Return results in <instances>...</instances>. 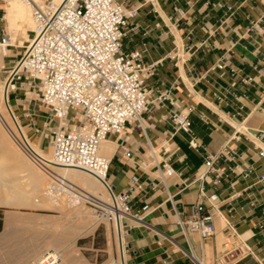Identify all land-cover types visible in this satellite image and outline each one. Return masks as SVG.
Listing matches in <instances>:
<instances>
[{"label": "crops", "instance_id": "0c3cea01", "mask_svg": "<svg viewBox=\"0 0 264 264\" xmlns=\"http://www.w3.org/2000/svg\"><path fill=\"white\" fill-rule=\"evenodd\" d=\"M5 1L0 0V39L7 27ZM115 1L134 11L122 50H141L147 97L139 121L105 137L115 144L108 157V182L115 192L132 189L129 204L137 213L136 219L124 221L127 264H194L190 254L200 264H264V180L259 179L264 173V155L259 154L264 151V18L249 29L264 15V0ZM29 39V34L15 39L10 49H18L4 57L3 68L16 62ZM171 111L189 117L200 149L189 144L186 133L174 131ZM26 116L34 127L43 122L39 114ZM71 116L76 118V112ZM223 147L229 154L214 164L219 181L212 184L213 174L199 179L204 156ZM166 163L174 173L163 174ZM247 168L253 173L244 176ZM201 193L215 226L205 239L184 234L177 223L190 216ZM0 239V257L11 256L9 264H27L47 245V240L19 236L14 226ZM71 254L68 264L108 260L107 255L79 262Z\"/></svg>", "mask_w": 264, "mask_h": 264}, {"label": "built area", "instance_id": "2783aa9c", "mask_svg": "<svg viewBox=\"0 0 264 264\" xmlns=\"http://www.w3.org/2000/svg\"><path fill=\"white\" fill-rule=\"evenodd\" d=\"M30 5L34 28L23 54L16 60L7 77L10 82H40L41 103L51 109L57 124L51 131V161L43 165L52 182L59 187L58 193L76 195L75 185L54 172V166L85 169L103 181L112 196V204L102 209L103 214L121 219H136L129 204V188L115 192L108 182L109 159L99 155L98 147L110 132H120L132 121H139L147 110L142 71L145 66L141 50L125 53L122 38L133 10H126L115 0H22ZM231 11V6L226 5ZM230 14V13H229ZM264 15L251 22L249 29L256 28ZM8 38L3 33L2 45ZM203 43V42H202ZM219 64L218 67H222ZM3 67L0 68V79ZM152 70V68L150 69ZM166 96L162 95L161 99ZM76 112V118L71 111ZM174 131H182L189 137V144L196 150L201 144L191 130L186 114L171 111L168 116ZM71 119L70 123L67 120ZM75 119V120H74ZM264 137V134H260ZM229 154L225 147L204 156V168L198 174L202 179L213 174L212 184L219 181L214 164L223 155ZM260 155L264 151L260 150ZM163 174L170 175L174 169L163 165ZM253 173L247 168L244 176ZM264 180V173L259 175ZM199 197L191 206L190 216L179 218L184 234H196L200 239L215 232L213 215ZM215 194L209 196L210 200ZM89 202V201H87ZM122 227L125 223L121 222ZM194 264L198 259L190 254Z\"/></svg>", "mask_w": 264, "mask_h": 264}, {"label": "rangeland", "instance_id": "374dc122", "mask_svg": "<svg viewBox=\"0 0 264 264\" xmlns=\"http://www.w3.org/2000/svg\"><path fill=\"white\" fill-rule=\"evenodd\" d=\"M7 1L9 0H6L5 2L7 3ZM28 11H29L28 12L29 18L31 19L30 10ZM7 26L8 27H6V32L14 36V39H13L14 42H15V39L17 40V38L20 35L23 38H26L28 34L30 35L31 33V31H28L29 33L27 32V36L24 37L21 33L22 31L20 28L17 29L15 25L10 26L8 24V21H7ZM12 48H13V53L10 51V53L8 54V57L10 56L12 57L14 53L16 52L15 49H18L16 47H12ZM24 49L25 47L23 48V50ZM22 54L23 52L20 54V56ZM13 66L14 64H8L7 62L5 63V67L2 69L1 80H4L6 78V76L12 70ZM40 99H41V85H40V82L38 81L36 82L21 81V82H15V83L12 82L11 87L9 84L7 102L9 103L10 108L15 118L17 119L18 123L21 125L22 130L25 132L26 136L32 141L33 145L38 146L44 153L50 154L51 147H50L49 142L51 138V131L53 130L55 123L53 122V119L51 117V109L48 108L47 106H44L41 103ZM26 113L39 114L40 116L38 118L42 120L45 124H43L42 122L40 123L41 125H37L35 127L32 125H29ZM35 116L34 118H37V116L36 117ZM12 137L14 138L12 133L8 131V128L0 119V148H2L3 150L2 152L0 149V154L1 155L3 154L2 159H4V157L9 158L10 155L12 154L15 156V159L19 158L18 155L14 154L12 148L8 146V143H9V145H12L14 149L17 148L18 152L21 154L20 156L25 157V159H27L29 163L34 165V163H32L29 160V158L23 152H21V150L17 147L15 142L12 140ZM8 163L12 165L11 161ZM10 165L8 167L12 168V166ZM35 167H37V169L42 174V176H45V179L47 182L51 181V178L49 179V175L46 172H43V170L40 169L37 165H35ZM13 172L7 175V176H11V178H9L8 181L17 185L21 189V191H23L24 189L25 190L30 189L31 185H29V179L27 178L25 172H22V171L21 172L17 171L16 173H13ZM54 172H57L56 169ZM78 184L80 185V183ZM76 189L78 190V193H81L84 190L83 187L81 186L79 187L78 185L75 186V190ZM74 193L76 195L78 194L77 191H75ZM59 194H60L58 195L60 196L58 197V199L60 200V201L58 200L59 202L50 193L48 195L49 196L51 195L50 197L53 200L55 199L53 202H50L49 200L46 201L47 199L45 200L46 202H42V203H40L42 200L40 202H34L32 198L31 197L28 198V196H24V197L22 196L21 199H14V197H11V196L8 197L7 203L0 204V224L3 223L6 214H11L12 215L11 216L12 226L15 227V231L18 233L19 236H28L30 238L48 240L53 235L54 229H55L53 228L52 223L56 221L60 222V224L62 225L61 228L60 227L57 228L58 231L56 230L60 234H61V231L74 232V229H73L74 224L87 221L88 227L93 225L95 228L96 226H98L97 232L96 233H94V231L87 232L86 228L88 227H83L82 229L76 230L77 234L74 233L75 234L74 237H72V239L67 240V241L72 242L71 246L68 243H66V245H62L61 248L62 247L65 248V246H67V249L65 248L67 251H65L63 248L62 249L65 252H68L67 254H69L70 252L74 255L76 254L77 258L79 259V262H80V259L84 260L85 257L89 259H93V261L95 260L101 261V259H105V257H107L108 255V260H106L107 264H120L121 256H119L120 255L119 241H118V236H116L117 233H115L116 229L114 225V217H111V218L106 217L103 214L102 209L96 208V206L94 205L95 203L92 204L93 202L91 203V202L84 201L81 204V200H80V203H78L79 205L78 204L74 205L73 209L81 207L80 209H82L83 214H77V215L72 216L70 219H66L65 214L68 213L67 212L68 208L66 207V204H68L67 206H70L71 204H73V202L70 201V196L68 197V194H65V193H59ZM62 197L65 198L64 199L65 202ZM111 200H112V196H111V199L109 200V205L112 204ZM120 220L121 222L125 221L124 218ZM89 222L92 224H90ZM94 223L96 224L94 225ZM69 225H71V227H69ZM121 234L123 236V242H124L123 245H124V251H125V248H126L125 240H124L125 231H124V228L122 227V224H121ZM92 237L94 238L93 240L91 239ZM76 238H77V244L75 243ZM117 242H118V245H117ZM70 247H71V251L69 252ZM46 248L50 249L51 246H48ZM102 249H104V251ZM11 258L12 257L8 255L1 256V260L8 261V262L11 260ZM123 258L126 262V254Z\"/></svg>", "mask_w": 264, "mask_h": 264}, {"label": "bare ground", "instance_id": "6f19581e", "mask_svg": "<svg viewBox=\"0 0 264 264\" xmlns=\"http://www.w3.org/2000/svg\"><path fill=\"white\" fill-rule=\"evenodd\" d=\"M35 1L40 2L42 0H35ZM53 1L59 2L60 0H53ZM28 10H30V14H31L30 5L27 4L26 2L22 1V0H9V1H7L6 6H5L4 18L8 21V24L10 26L15 25L17 27V29L20 28L22 31L21 33L24 37L27 36L28 31H31L34 28V22H33L32 18L31 19L29 18V15H28L29 11ZM14 29H15V27H14ZM13 39H14V36L9 33L8 38L6 39L5 43L0 45V68L4 64V57H6L11 51L10 47L15 45ZM9 84L11 87L10 77L6 76V78L4 80L0 79V119L8 128V131H10L12 133V135L14 136V138L12 137V140L15 142L17 147L21 150V152H23L29 158V160L32 163H34V165L29 163V161L27 159H25V157L20 156L21 154L18 152L17 148L14 149L12 147V145H9V143H8V146L10 148H12L14 154L18 155L19 158L15 159V156L12 154V155H10L9 158L4 157V159H2L3 154L2 155L0 154V204L7 203V198L10 196L14 197V199H21L22 196L23 197L28 196V198L31 197L34 202H40L42 200L40 203L46 202L48 200L50 202H53L55 199L53 200L50 197L51 195L50 196L48 195L49 193L52 194V196H54L58 201L59 200L58 197H60V196H58V195H60L58 193L59 187L56 185V183L54 181L52 182V180L47 182L45 179V176H42V174L39 172L37 167H35V165H37L40 169L43 170V168H42L43 165L50 164L51 153L50 154L44 153L38 146L33 145L32 141L26 136L25 132L22 130L21 125L18 123L17 119L15 118V116H14V114L10 108L9 103L7 102ZM4 128H5V126H4ZM4 139H5V137H4ZM112 146L114 147L115 144L112 145V142H109L108 140L103 139L100 142L99 147H98L99 155L108 158L112 154L111 153V151H113ZM0 149L3 152L2 148H0ZM8 155H7V157H8ZM10 161L12 162L11 163L12 165H10V163H8ZM9 165L12 166V168L8 167ZM53 168H54V171L56 169L57 173L59 175H61L60 176L61 178L67 179L70 183L74 184L75 186L78 185L79 187L81 186L84 188L83 192H81L82 194L78 193V190L76 189L75 191H77L78 194L74 195V196L73 195L70 196V201H72L73 204H71L70 206H67L68 204H66L67 203V201H66L65 204H66V207L68 208V210H67L68 213L65 214L66 219H70L72 216L77 215V214H83L82 209H80L81 208L80 206H81L82 202H84V201L93 202L97 205L103 206L106 209H108L109 200L111 199V192L109 191L107 185L103 181L98 179L96 176H94L91 172H89L85 169H81V168L67 167V166H60V165L54 166ZM13 171H15V172H13ZM17 171L25 172L27 178L29 179V185H31L30 189H28V190L22 189L23 191H21V189L17 185L8 181V179L11 178V176H7V175H9L11 172L16 173ZM49 179H50V176H49ZM78 183H80V185ZM79 191H81V190H79ZM68 197H69V195H68ZM64 199L65 198H63V200ZM80 200H81V204H80V206H78L80 208H74L73 209L74 205L80 203ZM111 201H110V203H111ZM64 202H65V200H64ZM11 216H12L11 214L5 215V218L3 221L4 222L3 223L4 224V230L0 234V237L9 236L10 232L12 231ZM113 216H114V225H115V229H116L115 233H117L116 236H118V241H119V252H120L119 256H121L120 264H126V262L123 258L125 256V253H124L125 251H124V245H123V243H124L123 242V236L121 234V220H120L121 214L119 212L115 211ZM91 220H92V218H91ZM87 224H88L87 221L86 222L83 221L81 223L74 224L73 225L74 232H71V231L63 232V231H61V234H60L59 232H57L58 231L57 228L62 227L60 222L56 221V222L52 223L53 228H55L54 233L48 240L46 239L47 240L46 241V244H47L46 247L51 246V248L47 249L45 247L44 250L41 249L42 251L35 253L31 259H28L29 261L27 264H68V261H69L68 257L71 258V256H69L70 253L67 254L68 252L66 253L65 251L60 249L61 248L60 246H62V244L60 246H58V244L61 242H64V243L68 242L69 243L70 241H67V240L72 239V237H74V235H75L74 233L77 234L76 230L82 229L83 227H88ZM90 224H92V223H90ZM95 224L96 223H94V225ZM50 227H52V226H50ZM69 227H71V225H69ZM93 227L94 226L92 225V226H89L88 228H86L87 232L93 231ZM59 230H61V229H59ZM62 230H63V228H62ZM81 232H79V233H81ZM0 240H2V239H0ZM64 243H63V245H64ZM69 245H70V243H69ZM117 245H118V242H117ZM66 248H67V246H66ZM35 251H38V250H35ZM71 255H74V254H71ZM118 260H120V259H118ZM0 264H9V263L7 261L1 260V257H0Z\"/></svg>", "mask_w": 264, "mask_h": 264}]
</instances>
